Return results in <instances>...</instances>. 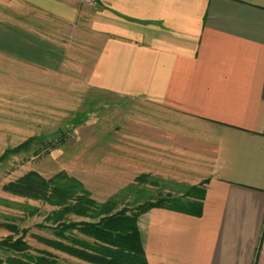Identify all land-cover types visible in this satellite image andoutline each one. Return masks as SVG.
Returning a JSON list of instances; mask_svg holds the SVG:
<instances>
[{
	"label": "crops",
	"instance_id": "crops-1",
	"mask_svg": "<svg viewBox=\"0 0 264 264\" xmlns=\"http://www.w3.org/2000/svg\"><path fill=\"white\" fill-rule=\"evenodd\" d=\"M18 79L45 115L64 79L150 113L110 130V196L204 189L200 217H140L148 264H264V0H0V83Z\"/></svg>",
	"mask_w": 264,
	"mask_h": 264
},
{
	"label": "rangeland",
	"instance_id": "rangeland-1",
	"mask_svg": "<svg viewBox=\"0 0 264 264\" xmlns=\"http://www.w3.org/2000/svg\"><path fill=\"white\" fill-rule=\"evenodd\" d=\"M19 81L21 82L18 79L16 84L0 83V157L7 151L16 149L18 145L32 140L29 141L31 143L29 147L9 154L0 162V217H16V222L22 228L31 229L25 239L31 247V253L37 254V250H44L57 255L65 264H87L38 240V237L54 238L52 232L37 226L41 224L48 227L46 217L54 210L53 207L12 196L4 192L3 187L31 171H36L46 178L66 172L82 182L91 199L97 203L115 200L119 209L126 205L133 207L132 202L137 195L127 196L126 192L118 196L109 195L110 185L115 184L116 180L108 178V156L121 155L124 148L110 149L107 140L110 130L113 129L112 135L123 141L126 134L124 130H129L133 124L142 122L141 117H147L150 113L132 103H120L116 98L93 92L73 80L66 82L64 79L59 81L61 84L54 80L52 113L45 115L43 107L48 100L28 99L31 93L28 90L21 91L19 88L24 84ZM7 86L10 89H7ZM35 86L38 88V85ZM23 96L27 98L21 99ZM115 129L121 130L116 132ZM95 170L103 172L104 179L100 178L99 173L95 177ZM121 176L124 178L123 173ZM155 187L156 185L146 193L149 197L152 195L157 199L162 189ZM25 205L37 208L39 212L35 216L27 217L25 216L27 212L21 207ZM70 219L89 221L74 216ZM8 235L9 232L0 230V240ZM9 254L0 249V258L6 259Z\"/></svg>",
	"mask_w": 264,
	"mask_h": 264
},
{
	"label": "trees",
	"instance_id": "trees-1",
	"mask_svg": "<svg viewBox=\"0 0 264 264\" xmlns=\"http://www.w3.org/2000/svg\"><path fill=\"white\" fill-rule=\"evenodd\" d=\"M63 137L66 138L64 134ZM29 141L4 153L0 162L9 154L29 147ZM3 190L12 196L53 207L54 210L46 217L48 227L37 226L52 232L54 238L38 237V240L87 264H148L138 225L140 217L155 208L200 217L205 193L202 187L195 186L182 196L167 195L135 207L126 205L119 209L115 200L105 203L92 200L83 183L66 172L46 178L36 171L6 184ZM21 207L27 212V217L39 212L32 206ZM69 216L89 221H73ZM16 221V217H0V230L10 233L0 240V249L10 253L6 259L0 258V264H65L48 251L31 253V247L25 240L31 229L22 228Z\"/></svg>",
	"mask_w": 264,
	"mask_h": 264
}]
</instances>
